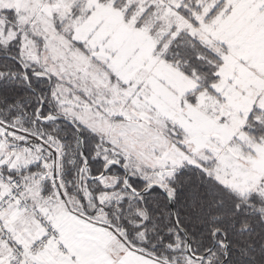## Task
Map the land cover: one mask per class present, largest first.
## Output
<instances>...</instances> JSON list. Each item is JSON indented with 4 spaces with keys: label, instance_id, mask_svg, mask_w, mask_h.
Listing matches in <instances>:
<instances>
[{
    "label": "snow or ice",
    "instance_id": "obj_1",
    "mask_svg": "<svg viewBox=\"0 0 264 264\" xmlns=\"http://www.w3.org/2000/svg\"><path fill=\"white\" fill-rule=\"evenodd\" d=\"M0 264H264V0H0Z\"/></svg>",
    "mask_w": 264,
    "mask_h": 264
}]
</instances>
